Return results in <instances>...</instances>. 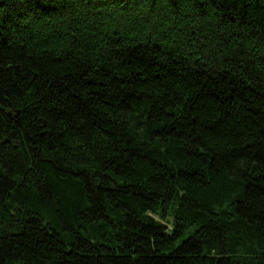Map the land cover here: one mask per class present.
<instances>
[{
    "label": "trees",
    "instance_id": "16d2710c",
    "mask_svg": "<svg viewBox=\"0 0 264 264\" xmlns=\"http://www.w3.org/2000/svg\"><path fill=\"white\" fill-rule=\"evenodd\" d=\"M0 264H264V0H0Z\"/></svg>",
    "mask_w": 264,
    "mask_h": 264
}]
</instances>
